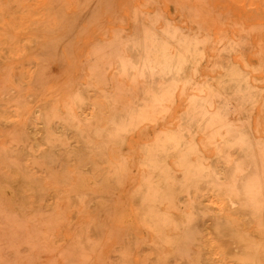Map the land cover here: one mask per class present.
Segmentation results:
<instances>
[{"label":"rangeland","instance_id":"rangeland-1","mask_svg":"<svg viewBox=\"0 0 264 264\" xmlns=\"http://www.w3.org/2000/svg\"><path fill=\"white\" fill-rule=\"evenodd\" d=\"M142 38L192 46L176 86L118 66ZM0 264H264V0H0Z\"/></svg>","mask_w":264,"mask_h":264},{"label":"bare ground","instance_id":"bare-ground-1","mask_svg":"<svg viewBox=\"0 0 264 264\" xmlns=\"http://www.w3.org/2000/svg\"><path fill=\"white\" fill-rule=\"evenodd\" d=\"M163 38H164V35H163ZM153 39L152 40H148V39L145 40V38H142L140 41L136 42L135 44L128 45V47H126V50L130 51V58L131 59L124 61V60H122L124 58L123 55H122L123 58L119 57V55H118L120 62H121V65H119L118 62H116V63H118V66L123 67L121 69H123L124 71H125L124 67H128L130 65V66H132V68H136L138 72H141L143 74L144 73L147 74L150 72L152 76L155 75V77H156L154 79L155 82L158 81L156 79H159V80L161 79V83L163 84V87L167 86V85H173L174 83L176 86V82L183 79L184 71L190 68V63H191V59H192L191 55H192L194 49L188 43H183V44L180 43L179 47L175 49V53L172 55H168L166 53V47H168V45H170L172 39L171 38H165L163 40H161L160 38H156L154 40ZM132 71H133V69H132ZM228 83L234 84L236 82H235V79H229ZM156 88H154V91H156ZM216 90L218 92H220L218 89H216ZM217 91H215V92H217ZM76 93H77V91H76ZM157 93H159V92H157ZM157 93H155V94H157ZM84 98L85 97H84L83 91H81L79 94H76V96L73 97L70 100V102H68L67 106H68L69 112H71L72 108H78L81 105ZM204 104H202V105H204ZM197 105L198 104L194 105L188 111V118H186L188 123H190L191 118L193 117L194 113L197 111V109H198ZM218 114H219V112H218ZM182 119H184V118H182ZM50 120H51V118L49 116H45L43 119V121L45 123H48V121H50ZM132 121H133V117H132V115H129L128 112H125V113L120 114L118 116L117 115L114 116L113 121L110 123V126H109V127L113 128L114 131L108 132L109 135L114 136V134L118 130H120V129L125 130L130 125V123H132ZM192 121H193V119H192ZM88 126L89 125L86 124L87 129H88ZM183 133H184V131L182 130V131L177 133L179 135L171 136V137L164 139L163 141L159 142L153 149L148 151L147 162H148V165L150 168H158L161 165L164 157L168 153L170 154V153H173V152H176L177 150H179L181 145H183L182 144L183 140H182V135H181ZM103 135H107V134H103ZM184 135H186V134L184 133ZM239 137H240V134L236 133L232 136V139L235 142ZM226 143H229V142L227 141ZM232 150H233V147H232ZM207 174L208 175L205 178V182H207L206 187L207 188H215L217 186L216 180H217L218 170L213 167L211 170H209L207 172ZM225 176L230 180V184H229L228 189L226 191H223L224 195L226 197H228L230 200H232L233 202L239 203L244 209H248L254 215V217H256L255 216L256 215L255 214L256 213V207L253 203L256 191L253 189V183L250 180V178L248 176L245 177L243 175H240L239 177L235 178L233 175H231L229 173L226 175V172H225ZM203 183H204V181H203ZM141 196L144 197V195H142V194H141ZM145 200H146V204L143 205L141 216H142V220L147 222V221H149V217L151 218L150 210H152V208L149 209V206L151 204L155 203V200H154V198H152L149 203H148L149 198H147ZM259 209H260V207H259ZM143 215L145 216V218L147 217L148 220L144 219ZM155 222L156 221L153 220V223H155ZM244 245L245 246L248 245L247 240L245 241Z\"/></svg>","mask_w":264,"mask_h":264}]
</instances>
